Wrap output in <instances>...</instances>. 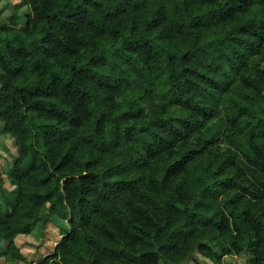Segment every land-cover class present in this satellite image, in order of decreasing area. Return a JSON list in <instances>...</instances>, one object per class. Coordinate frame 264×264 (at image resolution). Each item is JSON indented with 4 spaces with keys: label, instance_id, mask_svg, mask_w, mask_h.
Listing matches in <instances>:
<instances>
[{
    "label": "trees",
    "instance_id": "16d2710c",
    "mask_svg": "<svg viewBox=\"0 0 264 264\" xmlns=\"http://www.w3.org/2000/svg\"><path fill=\"white\" fill-rule=\"evenodd\" d=\"M22 1L0 256L53 222L36 264H264V0Z\"/></svg>",
    "mask_w": 264,
    "mask_h": 264
},
{
    "label": "rangeland",
    "instance_id": "374dc122",
    "mask_svg": "<svg viewBox=\"0 0 264 264\" xmlns=\"http://www.w3.org/2000/svg\"><path fill=\"white\" fill-rule=\"evenodd\" d=\"M30 13L29 7L22 0H0V27L5 24L15 23L17 27H21L25 24L27 15ZM17 156V150L13 138L6 134L2 133L0 129V192L5 193L10 199H14L13 187L10 186L6 180L7 172L13 165V160ZM50 216H53L51 213ZM47 219V218H46ZM45 219V220H46ZM56 224L49 223L47 225L48 233L46 239L43 237H38L39 235L31 236L30 239H25L28 241H36L38 246L33 248L36 250V253L30 255V261L24 264H29L34 262L36 259L41 257V253L49 252L53 249V243L57 240V231ZM64 233V230H62ZM64 235V234H63ZM62 236V235H61ZM21 240H24L21 238ZM5 242L0 241V248L4 246ZM36 245V244H35ZM1 250V249H0ZM35 259V260H34ZM196 260L200 264H212L210 261L196 256ZM21 264L19 261L6 257L0 256V264ZM191 264H195L192 262ZM223 264H246L243 256L237 257H226L223 259Z\"/></svg>",
    "mask_w": 264,
    "mask_h": 264
},
{
    "label": "crops",
    "instance_id": "0c3cea01",
    "mask_svg": "<svg viewBox=\"0 0 264 264\" xmlns=\"http://www.w3.org/2000/svg\"><path fill=\"white\" fill-rule=\"evenodd\" d=\"M1 129V128H0ZM3 133V132H2ZM57 231V230H56ZM37 235L38 232H34L32 234H29V235H22V236H19L17 238V246L19 247V250H20V253L24 256V258L26 260L24 261H20L19 260V263L21 264H24V263H27L30 261V258L29 256L30 255H33L36 253V250H33V248H35V244H37L36 241H28V240H25V239H30L31 236H34V235ZM39 235V234H38ZM38 237H41L40 235ZM61 237V235H59V233L57 232V238L59 239ZM21 238H23L24 240H21ZM44 239H46V237H44ZM56 241H54L53 243V246L55 245ZM50 253V251L48 252H44V253H41L42 256H46ZM35 260V259H34ZM37 263V260H35L34 262H32V264H36ZM17 264V263H16Z\"/></svg>",
    "mask_w": 264,
    "mask_h": 264
},
{
    "label": "water",
    "instance_id": "95a60500",
    "mask_svg": "<svg viewBox=\"0 0 264 264\" xmlns=\"http://www.w3.org/2000/svg\"><path fill=\"white\" fill-rule=\"evenodd\" d=\"M47 218V214H44L43 215V220H45ZM184 263H187V262H184ZM177 264V263H176Z\"/></svg>",
    "mask_w": 264,
    "mask_h": 264
}]
</instances>
